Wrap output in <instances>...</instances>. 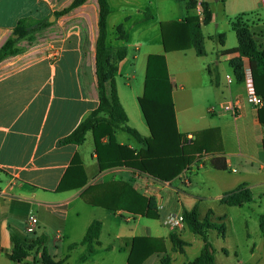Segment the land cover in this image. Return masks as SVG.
Segmentation results:
<instances>
[{
  "label": "crops",
  "instance_id": "crops-1",
  "mask_svg": "<svg viewBox=\"0 0 264 264\" xmlns=\"http://www.w3.org/2000/svg\"><path fill=\"white\" fill-rule=\"evenodd\" d=\"M188 1L180 0L182 8L177 10L173 9L170 0H109L111 13L107 43L113 47H128V54L120 61L115 75L119 99L129 118L128 124L131 123V116L125 100L133 109V78L137 79L138 73L144 77L141 94L135 93L142 112L139 98L144 93L148 57L150 54H164L178 132L190 140L201 131L207 132L204 137L215 138L212 152H203L191 166L170 181L159 180L128 166L101 168L98 154L104 158L113 155L112 148L104 147L109 142V136L101 139L99 151L92 131L87 132L80 144L62 142L99 105L96 75L98 0H87L68 13L55 16L51 21L53 23L39 30L32 40L25 38L18 42L21 52L0 62V264H44L42 249L22 262L12 260L9 257L11 232L28 240L45 235V247L49 254L55 260H62V264H129L135 237L153 239L152 244L158 249L141 264H161L163 255H169L173 264H186L200 254L203 239L193 233L202 242L199 241L198 249L191 256L188 246L184 253L175 251L170 234L176 232L184 240L182 230L189 227L185 221L183 228L175 227L168 222L169 217L176 215L183 218L184 211H190L194 206L198 208L201 221L209 213L213 221L227 217L224 211L215 212L212 206H205L201 219L200 205L206 198L204 191H191V200L185 202L184 191L193 188V180L196 181L208 170L235 172L239 178L231 187L247 183L252 190L253 200L241 206L222 203L221 197L225 192L216 195L215 199L221 206H248L255 212L262 208L263 124L258 118V108L247 97L245 84L235 76L230 64L234 55L225 51L238 45L232 23L240 17L249 25L257 45L264 48V18L259 16L260 22L251 25L248 17L255 12L259 15L264 0H194L195 6L191 9L188 8ZM72 2L0 0V48L13 35L20 20H50L55 11L63 10ZM204 2L208 3L211 11L207 24L200 21L204 44L207 37L215 39L223 33L226 35L224 43L219 41L211 52L205 45L206 54L200 56L193 47L165 51L161 24L182 21L189 15L199 17ZM216 4H220L221 8ZM146 7H150L153 14L150 20H142ZM223 18L230 31L235 32L236 44L228 41V32L221 29ZM119 24H123L128 32L127 40L118 37L116 28ZM208 26H213L215 31L207 35L204 29ZM244 61L248 62L246 58ZM173 63L180 64V68L177 70ZM208 86L216 103L209 100L206 114L196 115L195 99ZM177 91L183 95L177 98ZM229 104L237 107L236 114L227 109ZM207 113L216 120L198 128V121L209 116ZM142 115L149 130L148 136L136 129L143 137H149L151 131L143 112ZM114 135L120 145L136 151L144 147L122 129L114 128ZM76 154L80 162L73 166L71 163ZM221 162H226L228 168H216V164ZM201 181L205 186L210 185L204 179ZM133 189L155 205L159 218L127 210V204L133 203ZM93 203H109L118 208L114 210ZM31 216L39 220L34 236L26 230ZM258 217L259 214L257 220ZM262 219L264 216L261 215L259 228ZM94 220L102 222L101 234L94 251L82 260L87 246L69 247L82 241ZM247 222L245 220V225ZM261 235L262 244L251 241L245 260L225 244L215 248V264H264L262 231ZM259 249L263 250V254L259 253ZM231 255L239 259H229Z\"/></svg>",
  "mask_w": 264,
  "mask_h": 264
},
{
  "label": "trees",
  "instance_id": "trees-1",
  "mask_svg": "<svg viewBox=\"0 0 264 264\" xmlns=\"http://www.w3.org/2000/svg\"><path fill=\"white\" fill-rule=\"evenodd\" d=\"M87 0H73V2L61 11H55L56 17L66 14L72 9L82 5ZM99 3V35L96 42V75L99 88V105L91 112L78 127L65 139L63 143L80 144L85 140L88 131L94 134L97 150L99 151L101 139L109 136V142L104 145L106 149H113V155L107 158L98 154V161L101 168L111 166H128L147 173L162 181H170L175 178L185 168H188L196 158L203 152H212L215 138L204 137V131L195 133L190 140L178 132L176 126L175 109L172 100V85L169 81L167 62L164 54H150L147 61L146 79L144 93L139 98V103L151 131V136L143 137L141 133L128 124V115L119 99L116 73L119 70V63L128 54L127 46H110L108 39V17L111 13L109 0H98ZM195 6L194 0L188 1V8ZM205 19L203 24H207L211 18V11L207 2L203 3ZM153 18L150 7H146L142 20ZM49 19L32 21L22 19L15 27L13 35L0 48V62L5 58L14 56L21 52L18 42L22 39L34 38V33L52 24ZM238 38V45L228 49L227 54L234 55L230 64L234 69L235 76L239 82L244 80V58L248 60L251 67L257 93L264 100V48H260L253 38L250 27L242 21L236 19L232 23ZM163 44L165 51L187 50L193 47L197 55H205V37L202 31V23L197 15H189L182 21H170L161 24ZM120 39L127 40L129 34L123 24L116 28ZM221 43H224L226 35L217 36ZM166 85L170 86V101L165 99ZM258 118L264 124V104L258 108ZM114 128L122 129L133 135L144 145L139 151L131 149L116 142ZM194 138V139H193ZM79 156L76 154L71 165H79ZM218 169H227L226 162L216 164ZM129 185L128 183H125ZM131 187V186H130ZM253 200V193L247 183H242L235 189L225 192L221 197V202L230 206H241ZM124 202H127L125 199ZM99 204L106 208L116 210L118 207L109 203ZM127 210L147 217L159 218L155 205L149 203V199L133 189V203L127 204ZM209 213L203 221L199 219L198 208L194 206L190 211L185 210L183 219L189 229L202 237L203 248L200 254L188 261L186 264H215V247L209 240L208 231L216 230L224 234L226 224L224 217L217 221L211 219ZM260 228L264 237V219L260 222ZM102 229V222L94 220L80 243H73L70 249L77 245H86L87 252L81 256L84 260L88 254L94 251L98 243ZM175 251L185 252L189 245L176 232L170 234ZM153 239L149 237H135L132 251L129 256V264H141L148 256L158 251L152 244ZM12 249L9 257L22 262L33 252L42 249V259L44 264H62V260H55L49 254L46 244V236L28 240L22 238L15 232H11ZM161 264H173L169 255L161 257Z\"/></svg>",
  "mask_w": 264,
  "mask_h": 264
},
{
  "label": "rangeland",
  "instance_id": "rangeland-1",
  "mask_svg": "<svg viewBox=\"0 0 264 264\" xmlns=\"http://www.w3.org/2000/svg\"><path fill=\"white\" fill-rule=\"evenodd\" d=\"M171 5L173 6V9H180L181 3L180 0H170ZM216 7L221 8L220 4H216ZM259 15H257V12L254 14H250L248 17L250 19V24L254 25L255 23H259L260 20H258L259 16L264 18V7H261L259 10ZM222 15V14H221ZM224 23L222 25V30L225 32H228V41H232L233 44H236L237 38L234 31H230V27L226 25L225 18ZM205 33L208 35L212 32H214L213 26L205 27ZM39 31L34 33L35 35ZM219 40L217 38L212 39L208 38L206 39V48L209 52H211L216 45L218 44ZM174 67L178 70L180 68V64L173 63ZM143 81L144 77L143 74H139L137 76V79L133 78V109L129 107L128 103L125 100V97L123 95V98L125 100V105L127 108L128 113L131 116V123H129L131 126L137 128L139 131L141 130L145 136H148V128L144 121L142 112L140 110L138 100L135 97V93H138L139 95L142 92L143 89ZM121 87L124 88V84L121 83ZM138 95V96H139ZM172 95V93H171ZM170 86L166 85L165 89V99L166 101H170ZM183 93L180 91L176 92L177 98L182 96ZM214 93L211 90V88L205 87L201 93L197 96L195 99V110L194 112L197 114H206L207 107H208V101L211 100L213 104L216 103V100L214 99ZM173 100V97H172ZM202 106H204L202 108ZM209 116H206V118H200L198 121V128H204L208 125V121H215V118H212L210 116L211 114H208ZM213 119V120H212ZM140 131V132H141ZM264 131V130H263ZM194 163V162H193ZM192 163V164H193ZM191 164V165H192ZM190 165V166H191ZM194 178V177H193ZM239 178L238 174H235V172H213L211 170H208V172H205L203 175L198 177V179L195 181L193 180V188H190L189 191H184V194L186 195L185 202L188 203V201L191 200L192 193L191 191L195 190H201V192L204 191V194L206 195V198L203 199L200 208V217L202 219L205 206H212L215 208V212H225L227 214V217L224 219V222L226 224L227 230L224 235H221L218 231H209V240L212 242V244L215 246V248H220L221 245L225 244L227 245L228 249L236 250L239 254V257L242 258V260L247 259V256L249 254V247H251V241L256 242L257 245L262 244V235L259 228V219L261 218V215L264 216V199L262 201V208L257 210L251 211L249 210L248 206L245 207H234L230 208L228 206H221L217 200L215 199V196L218 194H222L224 192H227L229 190H233L235 187H231L235 181ZM187 178H185V183L187 182ZM202 179H204L205 183H208L210 185L205 186L202 184ZM225 207V208H224ZM165 212V211H163ZM259 214L258 220L257 216ZM212 215V214H211ZM248 216L250 218H248ZM245 220H248L247 225H245ZM257 222V226H256ZM184 227V226H183ZM183 231V238L187 242H189L188 245V254L189 256L193 255L192 253L195 252L198 249L199 241L202 242L201 238L193 232H191L188 228H185ZM55 234V231H53ZM250 234V235H249ZM30 236H34L35 234H30ZM250 239V240H249ZM261 247V246H260ZM259 253L263 254V250L259 249ZM239 257H236L234 255H231V258L235 261L239 259Z\"/></svg>",
  "mask_w": 264,
  "mask_h": 264
},
{
  "label": "built area",
  "instance_id": "built-area-1",
  "mask_svg": "<svg viewBox=\"0 0 264 264\" xmlns=\"http://www.w3.org/2000/svg\"><path fill=\"white\" fill-rule=\"evenodd\" d=\"M204 19H205V13H204L203 8H202L200 15H199V20L204 21ZM228 78H229V81H231V77H228ZM242 83L245 84L246 93H247V97H248L249 101L255 107L260 108L264 104V100H263L262 96H260L256 91L253 73H252L251 67H250L248 62L245 63V66H244V80L242 81ZM227 109L231 110L235 114L237 113V107L234 104H229L227 106ZM263 130H264V124H263ZM190 137H192V136H190ZM38 222H39V220L36 216H31L28 223H27V226H26L27 232L31 233V234H35L37 232ZM168 222L171 225L178 227V228H183V226H184L183 218L176 216V215L170 216L168 219Z\"/></svg>",
  "mask_w": 264,
  "mask_h": 264
},
{
  "label": "water",
  "instance_id": "water-1",
  "mask_svg": "<svg viewBox=\"0 0 264 264\" xmlns=\"http://www.w3.org/2000/svg\"><path fill=\"white\" fill-rule=\"evenodd\" d=\"M55 19V15H52V17L50 18V21H53Z\"/></svg>",
  "mask_w": 264,
  "mask_h": 264
}]
</instances>
